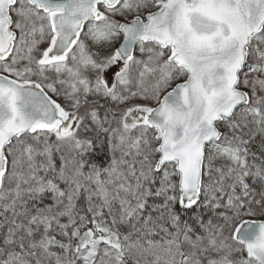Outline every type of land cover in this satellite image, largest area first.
Instances as JSON below:
<instances>
[{
	"label": "snow or ice",
	"instance_id": "snow-or-ice-1",
	"mask_svg": "<svg viewBox=\"0 0 264 264\" xmlns=\"http://www.w3.org/2000/svg\"><path fill=\"white\" fill-rule=\"evenodd\" d=\"M0 264H264V0H0Z\"/></svg>",
	"mask_w": 264,
	"mask_h": 264
}]
</instances>
